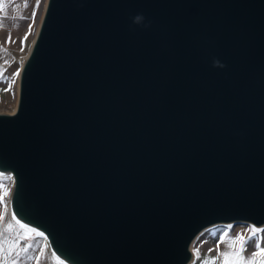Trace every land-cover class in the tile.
<instances>
[{"label":"water","instance_id":"obj_1","mask_svg":"<svg viewBox=\"0 0 264 264\" xmlns=\"http://www.w3.org/2000/svg\"><path fill=\"white\" fill-rule=\"evenodd\" d=\"M13 207L74 264H186L264 223V0H48L0 114Z\"/></svg>","mask_w":264,"mask_h":264},{"label":"crops","instance_id":"obj_2","mask_svg":"<svg viewBox=\"0 0 264 264\" xmlns=\"http://www.w3.org/2000/svg\"><path fill=\"white\" fill-rule=\"evenodd\" d=\"M43 12V0H0V106L19 100L21 65L39 32ZM4 174L6 171L0 169V264H8L11 257L7 238L11 227L18 225L19 241L23 238L21 229L26 230L21 224H27L14 210V185L8 187ZM196 250L191 264H264V228L253 232L246 228L225 234L210 232ZM38 254L24 248L14 257L38 264V257L42 258Z\"/></svg>","mask_w":264,"mask_h":264},{"label":"rangeland","instance_id":"obj_3","mask_svg":"<svg viewBox=\"0 0 264 264\" xmlns=\"http://www.w3.org/2000/svg\"><path fill=\"white\" fill-rule=\"evenodd\" d=\"M45 2L46 0H43L44 5ZM15 106H16V101L11 100L10 103L0 106V114H7V115L13 114V110ZM6 172H11V171H6ZM4 177H5L4 181L8 185V187L12 185L11 178L6 174H4ZM16 225L17 224H15L14 227H11V230L7 236V238H9V242H8L9 250L8 249L7 250L8 251L11 250L10 252L11 257L9 259L8 264H29V260H27V262H24L23 260H20L18 257H14L19 250H23L24 248L32 249V251H37V253H39L38 255H40L42 258L41 260H39L40 258L38 257L37 259L38 264H74L71 261H69L65 256L63 255L62 257L59 256L51 243H50V247L47 246V242H45L44 238L38 236L36 229H32V228H31L32 230L21 229L20 232L22 233L23 238L20 237L18 241V239H16L18 235L16 234V232H18L16 230L17 229L16 227H18V225L17 226ZM26 225L28 227H31L33 226V223L27 222ZM245 228L253 232L254 230L263 229L264 227L256 228L254 226H250L247 224L237 223L233 225H218L206 230L194 241L192 248L189 250L190 253L188 260L189 264H191L193 258L197 253L196 250L197 244L206 234L210 232H217V233L219 232L225 234V233H231L233 230L236 229H245Z\"/></svg>","mask_w":264,"mask_h":264},{"label":"bare ground","instance_id":"obj_4","mask_svg":"<svg viewBox=\"0 0 264 264\" xmlns=\"http://www.w3.org/2000/svg\"><path fill=\"white\" fill-rule=\"evenodd\" d=\"M47 3H48V0H46L45 5H44L43 16H44L45 11H46ZM37 35H38V31L36 32V35H35V37H34V40H33L32 44H31L32 47H33V45H34V43H35V40H36V38H37ZM32 47H30V49H29V51H28L26 57L24 58V60H23V62H22V65H21V69H23V67L25 66V64H26V62H27V60H28V58H29V56H30V53H31V51H32ZM17 103H18V101H16V106H15V108H14V110H13V113H15L16 110H17V107H18V104H17ZM6 175H8V176L11 178V181H12L11 183H12V185H14V184H15V178H14L13 173H12V172H6ZM11 213H12V217L15 218L14 213H13L12 211H11ZM237 223H238V222H219V223L212 224V225H209V226L204 227V228L201 229V230L196 234V236L192 239V241L190 242V244H189V246H188V249L190 250V249L192 248L194 241H195V240H196V239H197V238H198L203 232H205L206 230H208V229H210V228H212V227L218 226V225H233V224H237ZM242 224H247V225H250V226H254V227H256V228H262V227H264V223L261 224V225H254V224H252V223H243V222H242ZM21 225H22V227H23L24 229H26V230H29V229H31V228H32V229H36L38 236L44 238L45 242H47V246L50 247V243H51V242H50V239H49V237H48L46 231H45L42 227L38 226V225L35 224V223H33V226H31V227H28L27 225H24V224H21ZM32 229H31V230H32ZM37 234H36V235H37ZM57 253H58L59 256L62 257V253H61V252H58V251H57ZM186 264H189V261H188Z\"/></svg>","mask_w":264,"mask_h":264}]
</instances>
